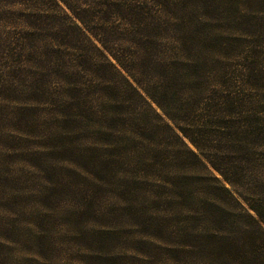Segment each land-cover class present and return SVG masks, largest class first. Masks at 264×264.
<instances>
[{
  "label": "trees",
  "instance_id": "1",
  "mask_svg": "<svg viewBox=\"0 0 264 264\" xmlns=\"http://www.w3.org/2000/svg\"><path fill=\"white\" fill-rule=\"evenodd\" d=\"M12 23L33 52L17 65L48 59L62 98L93 89L109 119L162 132V168L192 173L182 179L200 199L196 239L166 253L264 264V0H0V27ZM4 83L9 97L16 88ZM25 88L27 103L42 99L37 81ZM29 111L10 114L15 131Z\"/></svg>",
  "mask_w": 264,
  "mask_h": 264
},
{
  "label": "rangeland",
  "instance_id": "2",
  "mask_svg": "<svg viewBox=\"0 0 264 264\" xmlns=\"http://www.w3.org/2000/svg\"><path fill=\"white\" fill-rule=\"evenodd\" d=\"M20 31L0 27V79L16 88L0 96V264H181L166 251L196 239L200 199L194 178L182 179L192 173L162 168V132L109 119L93 89L62 98L48 59L17 65L33 55ZM34 80L43 97L27 103ZM27 106L17 117L27 130L15 131L10 114Z\"/></svg>",
  "mask_w": 264,
  "mask_h": 264
}]
</instances>
